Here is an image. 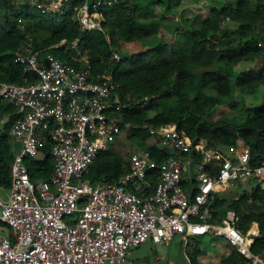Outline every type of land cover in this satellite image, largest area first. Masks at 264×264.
Listing matches in <instances>:
<instances>
[{
    "label": "built area",
    "instance_id": "obj_1",
    "mask_svg": "<svg viewBox=\"0 0 264 264\" xmlns=\"http://www.w3.org/2000/svg\"><path fill=\"white\" fill-rule=\"evenodd\" d=\"M63 1L26 3L51 13ZM117 2L79 0L73 19L83 32H102L105 12ZM50 49L69 53L74 64L48 53ZM119 58L112 51L109 60ZM13 59L25 75L14 83L0 72V105H10L18 114L7 127L9 116L3 114L0 133L20 145L8 198L0 199V264H133L131 249L146 240L166 243L177 235L184 249L193 237H219L245 264H264V251L253 253L236 228L235 213L214 216L212 209L215 192L233 181L254 179L264 189V160L253 161L241 139L228 146V158L204 139L180 137L174 123L163 124L153 132L159 147L170 153L165 160L157 163L149 152L131 150L127 171L117 183L92 185L84 179L90 164L123 124L118 84L110 74L92 75L88 52L77 39L41 49L27 39ZM147 100L143 97L142 105ZM46 143L53 170L48 179L34 182L24 159H38ZM185 259L190 264L186 254Z\"/></svg>",
    "mask_w": 264,
    "mask_h": 264
},
{
    "label": "trees",
    "instance_id": "obj_2",
    "mask_svg": "<svg viewBox=\"0 0 264 264\" xmlns=\"http://www.w3.org/2000/svg\"><path fill=\"white\" fill-rule=\"evenodd\" d=\"M143 1L118 0L106 10L102 32H83L73 19L79 0H64L51 13L27 3L14 6L9 0H1V78L14 83L22 80L25 71L23 65L14 62L13 53L27 39L35 49L77 39L79 47L88 52L92 75H111L119 86L116 95L124 105L120 109L123 124L108 149L99 151L90 164L84 179L92 185L117 183L127 171L133 145L149 152L157 163L165 160L170 153L159 147L160 138L153 129L167 123L176 125L180 137L204 139L213 148L231 146L241 139L250 148L253 161L264 160V100L249 107H238L234 101L236 92L241 97L264 92V0H211L206 17L198 26L181 30L178 40L159 42L123 57L119 48L125 43L163 31L161 22L137 18ZM224 21L230 25L222 26ZM55 51L50 49L48 53L74 64L69 53ZM112 51L118 52V61L109 60ZM252 61L259 63L257 68L235 69L241 62ZM143 97L148 99L144 105ZM227 103L237 122L209 119L216 105ZM3 114L9 116L4 127L18 115L12 106L0 105V119ZM41 154V159H24L34 182L48 179L53 170L47 143L41 147ZM13 157L11 139L0 133V188L9 187ZM212 209L214 216L232 210L235 226L246 236L249 249L256 254L264 251V189L257 186L230 202L216 198ZM184 252L190 264H245V259L231 248L217 262L199 260L201 251L194 244H188Z\"/></svg>",
    "mask_w": 264,
    "mask_h": 264
},
{
    "label": "rangeland",
    "instance_id": "obj_3",
    "mask_svg": "<svg viewBox=\"0 0 264 264\" xmlns=\"http://www.w3.org/2000/svg\"><path fill=\"white\" fill-rule=\"evenodd\" d=\"M14 6H23L26 0H9ZM221 1V0H218ZM224 3L232 0H222ZM211 0H144L142 9L138 12L137 18L141 21L157 20L163 24L161 35L157 34L148 39H140L133 42L125 43L119 48V52L123 57H129L145 51L148 48L156 46L159 42H172L178 40L180 31L191 27L198 26L200 20L204 19L208 13V6ZM147 6V7H146ZM167 7H169L167 9ZM193 19V20H187ZM3 7L0 0V23H3ZM176 24V25H174ZM174 25V26H173ZM230 25L224 21L222 26ZM177 32V33H176ZM258 62H241L236 66L237 71L247 70L249 68H257ZM264 100V92L258 90L253 96H240L236 92L234 101L236 106L249 107L258 104ZM209 119L212 120H235V112L229 109L228 103L215 106ZM241 120V118H240ZM236 121V120H235ZM238 121V120H237ZM236 121V122H237ZM1 124L5 123L4 119H0ZM134 151L142 150L140 147L133 145ZM219 151L230 158L232 156L231 149L228 146H219ZM43 157L42 154L37 156L38 159ZM257 187L254 179H246L244 181H233L228 183L224 188L215 192L216 196L230 202L242 193H249ZM8 198V190L0 188V199L5 202ZM197 246L201 255L199 260L204 262H217L222 256H225L229 250L226 242L219 237L196 236L191 239L190 245ZM128 258L133 264H187L184 253L183 240L177 235L169 243L154 244L150 240H146L136 248L128 251Z\"/></svg>",
    "mask_w": 264,
    "mask_h": 264
},
{
    "label": "water",
    "instance_id": "obj_4",
    "mask_svg": "<svg viewBox=\"0 0 264 264\" xmlns=\"http://www.w3.org/2000/svg\"><path fill=\"white\" fill-rule=\"evenodd\" d=\"M47 65V64H46ZM19 143L18 142H14L13 144H12V151H13V153H17L18 151H19Z\"/></svg>",
    "mask_w": 264,
    "mask_h": 264
},
{
    "label": "snow or ice",
    "instance_id": "obj_5",
    "mask_svg": "<svg viewBox=\"0 0 264 264\" xmlns=\"http://www.w3.org/2000/svg\"><path fill=\"white\" fill-rule=\"evenodd\" d=\"M196 231H203V229H196ZM233 235H235V234L233 233Z\"/></svg>",
    "mask_w": 264,
    "mask_h": 264
},
{
    "label": "crops",
    "instance_id": "obj_6",
    "mask_svg": "<svg viewBox=\"0 0 264 264\" xmlns=\"http://www.w3.org/2000/svg\"><path fill=\"white\" fill-rule=\"evenodd\" d=\"M169 242H170V241H169ZM169 242H168V243H169ZM184 253H185V252H184ZM169 264H175V263H173V262H169Z\"/></svg>",
    "mask_w": 264,
    "mask_h": 264
},
{
    "label": "clouds",
    "instance_id": "obj_7",
    "mask_svg": "<svg viewBox=\"0 0 264 264\" xmlns=\"http://www.w3.org/2000/svg\"><path fill=\"white\" fill-rule=\"evenodd\" d=\"M88 191H91V189H88Z\"/></svg>",
    "mask_w": 264,
    "mask_h": 264
}]
</instances>
